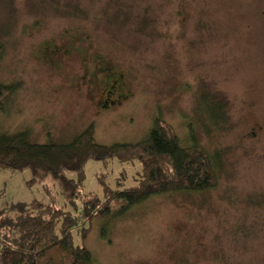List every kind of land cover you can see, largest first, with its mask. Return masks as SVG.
<instances>
[{"label":"rangeland","instance_id":"1","mask_svg":"<svg viewBox=\"0 0 264 264\" xmlns=\"http://www.w3.org/2000/svg\"><path fill=\"white\" fill-rule=\"evenodd\" d=\"M75 31L129 85L115 112L97 116L98 94L89 99L87 85L39 61ZM0 84L9 87L0 131L26 130L35 144L68 142L87 127L98 145L140 143L158 110L183 147L217 156L209 192L128 209L110 196L105 214L103 191L136 187L141 163L87 161L74 214L84 200L99 206L70 234L93 264H264V0H0ZM39 177L0 171V207L37 199L72 213L51 176Z\"/></svg>","mask_w":264,"mask_h":264},{"label":"trees","instance_id":"2","mask_svg":"<svg viewBox=\"0 0 264 264\" xmlns=\"http://www.w3.org/2000/svg\"><path fill=\"white\" fill-rule=\"evenodd\" d=\"M7 88L0 84V96ZM216 119L214 113L213 124L219 123ZM198 153L184 149L177 137L158 120L153 121L146 139L135 145H98L94 142L92 127L68 142L45 144L33 143L26 130L0 131V171L14 173L28 168L41 176L37 179L51 176L65 204L72 208V213L62 211L37 199L0 207V264H93L90 251L73 246L70 234L80 222L83 225L88 222L99 206L89 207L88 200H84L86 212L82 209L81 215L74 214L78 212L73 208L83 185L87 161L105 164L115 158L120 163H141V178L136 187L110 195L103 191L107 194L101 210L105 214L110 196L122 201L123 208L128 209L156 196L209 192L217 184L218 159L201 151ZM68 173L71 175L67 177Z\"/></svg>","mask_w":264,"mask_h":264},{"label":"flooded vegetation","instance_id":"3","mask_svg":"<svg viewBox=\"0 0 264 264\" xmlns=\"http://www.w3.org/2000/svg\"><path fill=\"white\" fill-rule=\"evenodd\" d=\"M81 33V31L70 32L65 36L66 42L63 43L65 40L63 39L59 44L52 42L46 45L39 61L43 63L47 73H53L55 77L60 76L70 85L77 86L76 83L87 85L90 91L89 99L92 96L91 92L94 95L98 94L101 108L94 111L97 116L115 112L114 110L122 108L128 102L129 85L124 83V76L120 71L116 72L107 62L105 55L99 52L90 53L85 45H79L85 43V41L79 43L76 39ZM71 63L77 64L80 69L79 74H74V71H64ZM96 102L97 100L95 101L97 105ZM96 105H94L95 109Z\"/></svg>","mask_w":264,"mask_h":264},{"label":"bare ground","instance_id":"4","mask_svg":"<svg viewBox=\"0 0 264 264\" xmlns=\"http://www.w3.org/2000/svg\"><path fill=\"white\" fill-rule=\"evenodd\" d=\"M102 79V78H101ZM103 80V79H102ZM157 112H158V114H159V116H157V117H155L154 119H153V121H155V120H158L160 123H162V124H164L165 122L162 120V118L160 117V113H159V111L157 110ZM152 121V122H153ZM173 133V132H172ZM175 136H176V134L175 133H173ZM177 137V136H176ZM178 138V137H177ZM135 144H138V143H135ZM135 144H133V145H135ZM181 146H182V143H181ZM184 149H190L189 147H187V148H185L184 147ZM190 150H192L193 152H194V148H191ZM198 150H195V152H196V154H199L198 152H197ZM218 163H219V161H218Z\"/></svg>","mask_w":264,"mask_h":264}]
</instances>
